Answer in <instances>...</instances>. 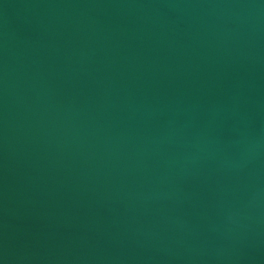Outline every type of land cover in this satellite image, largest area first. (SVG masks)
<instances>
[{"label": "water", "instance_id": "obj_1", "mask_svg": "<svg viewBox=\"0 0 264 264\" xmlns=\"http://www.w3.org/2000/svg\"><path fill=\"white\" fill-rule=\"evenodd\" d=\"M0 264H264V0H0Z\"/></svg>", "mask_w": 264, "mask_h": 264}]
</instances>
